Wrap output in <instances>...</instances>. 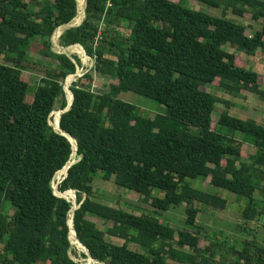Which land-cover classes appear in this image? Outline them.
I'll use <instances>...</instances> for the list:
<instances>
[{"label": "trees", "instance_id": "16d2710c", "mask_svg": "<svg viewBox=\"0 0 264 264\" xmlns=\"http://www.w3.org/2000/svg\"><path fill=\"white\" fill-rule=\"evenodd\" d=\"M186 1L87 0L84 22L55 33L77 16L78 0H0V264H86L71 255L69 218L77 203V237L100 263L225 264L217 261L222 244L203 232L198 217L200 204L225 209L228 200L193 186L196 178H210L214 187L243 200L246 221L264 217V123L231 114L232 101L205 89L216 85L235 97L247 91L264 98V75L238 53L264 55V0H196L218 14ZM81 4L85 12L86 0ZM248 12L247 24L242 18ZM115 25L128 26L130 34ZM59 32L62 46L86 51L96 61L94 72L111 78L109 90L100 93L91 88V72L82 76L88 83L82 77L73 82V104L55 121L75 137L81 156L59 186L71 201L56 195L52 182L66 170L73 147L79 159L76 141L72 147L50 119L67 107L63 83L82 62L52 49ZM35 40L54 64L30 55ZM23 71L40 74V83L31 87ZM128 91L155 100L166 112L146 113L120 97ZM219 104L225 109L214 120ZM99 174L140 194L152 213L96 198L93 180ZM183 203L188 228L177 237L154 214ZM236 244L230 246L234 264H264V239L254 235Z\"/></svg>", "mask_w": 264, "mask_h": 264}, {"label": "rangeland", "instance_id": "374dc122", "mask_svg": "<svg viewBox=\"0 0 264 264\" xmlns=\"http://www.w3.org/2000/svg\"><path fill=\"white\" fill-rule=\"evenodd\" d=\"M186 4L198 10H203L207 12H211L213 14H218L219 11L217 9L209 8L206 10V6L204 3H201L196 0H187ZM231 16L232 14L229 13ZM251 13H246L245 17L242 18L247 24L251 22ZM78 23V22H76ZM104 27V25H103ZM111 28L117 29L120 33L127 36L130 34V29L128 26H112ZM253 33V29H248L247 34L251 35ZM55 36L52 37V49L57 53H67L70 57L78 56L81 59L82 65L78 66V74H74V80L72 79L64 81V89L66 91L67 99L69 100V95L67 94V88L71 87L73 82L79 80L85 73L91 72L94 75V79L91 82V88L93 91L104 92L108 91L110 88L111 78L110 77H101L96 72H94L93 67L95 65V59L91 56H87V60H83V58L73 52L67 51V48L60 44V37L57 41H55ZM42 44L40 40H35L33 44L30 55L36 59H41L50 64H54L55 60L53 58L45 57L42 53ZM64 47V49H63ZM229 51H233L234 49L228 48ZM235 51V50H234ZM238 52V51H236ZM243 58H245L247 66L252 68L253 70H259L264 75V55L260 52L257 57L247 56L244 52H238ZM86 55V54H85ZM108 56L112 59H117L116 55L113 53H108ZM241 63H244L243 60ZM23 79L28 81L31 84V87H35L40 83L41 75L32 72V71H23L22 74ZM83 78V77H82ZM85 83H88L86 78H83ZM207 91H210L222 98L228 99L233 102V105L228 108L231 114H238L244 117H254L262 122H264V98L255 95L253 93L244 91L240 96L235 97L223 90H221L218 86L213 85L205 88ZM33 91L30 93L29 100ZM120 97L132 104H135L146 111V113H154V112H166V107L164 105L159 104L155 100L139 95L135 92L128 91L121 93ZM225 109L223 104H219L216 111L214 112V120H218L221 116L222 110ZM62 113V110L56 109L51 114L50 123L53 127H55V121ZM57 130V128L55 127ZM58 131V130H57ZM240 133L237 134V137L242 138ZM251 145V150H254V145ZM79 156V155H78ZM63 179L54 180L53 179V187L55 191L58 193L59 186ZM193 186L197 188L204 189L208 192H216L223 197H226L228 200L227 206L225 209H218L213 206H206L200 204L202 211L199 213V222L206 226V229L203 231L206 235L210 237V239L214 240V242H219L222 244L220 248L222 250V254L217 256V261H223L225 264H234L235 261V253L230 250V246H235L236 241L241 238L253 237L256 235L259 239H264V217L260 220H252L246 221L242 214V210L245 207V203L243 200L239 199L237 195L218 187H214L210 183V178L203 181L199 178L191 180ZM93 186L97 192L96 198L102 199L104 202H110L115 207H121L128 211L135 212L137 214H141L142 212L152 213V206L150 207L149 203H145L140 194L135 191H130L124 187L118 186L113 180H105L100 174L95 176L93 180ZM59 194V193H58ZM62 194V193H61ZM157 195L162 196L159 191H156ZM69 199V198H68ZM152 208V209H151ZM187 204L183 203L181 205L172 206L168 211H163L161 214H154L159 219L163 220L165 223L169 224L176 230V236L181 230H185L188 228L186 224L187 219ZM96 222L101 226V228L106 229L107 225L104 222L96 217H92ZM110 240L115 243L121 244L124 240L119 238H113L112 236H108ZM238 245V244H236ZM73 250L71 252L72 257L75 260L84 262L86 264H90L89 257L85 256L86 253L83 248L78 246V244H72ZM241 247V245H238ZM131 248L138 249V246L134 243L131 244ZM171 261V259H170ZM96 264H104V263H96Z\"/></svg>", "mask_w": 264, "mask_h": 264}, {"label": "water", "instance_id": "95a60500", "mask_svg": "<svg viewBox=\"0 0 264 264\" xmlns=\"http://www.w3.org/2000/svg\"><path fill=\"white\" fill-rule=\"evenodd\" d=\"M86 7H87V0H86V5H85V13H86V15H85V19H86V17H87ZM78 11H79V7H78ZM77 15H78V14H77ZM76 17H77V16H76ZM76 17H75V18H76ZM75 18H74L71 22H69V23H67V24H64V25H61L60 27H58V28L56 29L55 33H57V31H58L60 28H62V29H63V32H64L65 30H67V29H69V28L80 26V25L84 22V20H85V19H84L81 23L76 24L75 21H74ZM63 32H62V33H63ZM55 33H54L53 36H55ZM79 45H80V44H79ZM71 46H73V45H71ZM71 46H68V47H71ZM80 46L83 47L82 45H80ZM83 48H84V47H83ZM84 50H85V49H84ZM85 53H86V51H85ZM65 54H67V53H65ZM67 55H68V54H67ZM86 55L88 56L87 53H86ZM68 56H69V55H68ZM76 74H78V70H77V73H76ZM70 91H71V93H72V101H71V102H68L67 107L64 108V109H62V113L68 111V110L71 108L72 104H73L74 94H73V92H72L71 89H70ZM66 96H67V95H66ZM54 129H55V127H54ZM60 129L63 131V132H60V133L63 134V135H65L70 141H71L70 137H72L73 139H75V137H74L73 135H71L70 133L64 131V130L62 129L61 126H60ZM55 130H56V129H55ZM58 132H59V131H58ZM68 135H69V136H68ZM75 141H76V139H75ZM71 143H72V141H71ZM76 145H77V155H78V143H77V141H76ZM72 147H73V143H72ZM73 148H74V147H73ZM80 159H81V156H79V159H74V150H73L72 155H71V159L67 162V164H66L65 167H64V168H67V172H66V175L63 177V179H65V178L68 176L69 168H70L74 163L78 162ZM64 168H63V169H64ZM53 188H54V187H53ZM67 191H68V190H67ZM73 191H75V190H73ZM54 192H55L56 195L68 199L66 196H63L62 194H58V193L55 191V189H54ZM65 192H66V191H65ZM75 192H76V191H75ZM61 193H64V192H61ZM68 200L71 201L70 199H68ZM80 205H81V203H80V204L77 203V207H76L75 209H74V207L72 208V211H71L70 216L72 215L73 219H72V222H71V218H69V226H70V228H72V227L74 228V214H75V210H76L77 208H79ZM72 213H73V214H72ZM74 232H75V235H76V238H77L78 242L83 246V248H85L84 250H85L86 254L88 255V257H90L91 259H93V260H95L96 262L100 263L99 261H97L96 259H94V258L91 256V254H90L88 248H87L85 245H83L82 242L79 240V238L77 237V233H76V230H75V229H74ZM70 233H71V229H70ZM70 239H71V238H70ZM71 242H72V240H71ZM72 244H73V242H72Z\"/></svg>", "mask_w": 264, "mask_h": 264}, {"label": "bare ground", "instance_id": "6f19581e", "mask_svg": "<svg viewBox=\"0 0 264 264\" xmlns=\"http://www.w3.org/2000/svg\"><path fill=\"white\" fill-rule=\"evenodd\" d=\"M81 0H78V7H79V11H78V15H77V17L79 16V15H81L82 13L84 14V18H83V20L85 19V15H86V13L84 12V10L82 9V7H81ZM77 17L75 18V23L77 22ZM81 19H82V16H81ZM82 20V21H83ZM82 21H80L79 23H81ZM79 23H76V24H79ZM63 29H61V31H62ZM60 31V32H61ZM60 32L57 34V36H56V39H55V41H57L58 40V38H59V34H60ZM63 49H64V47H63ZM67 51H79V52H81L82 54H86V53H84V52H82L81 50H78V49H67ZM86 57H87V55H85ZM83 59H85V58H83ZM85 60H87V59H85ZM74 80V78L72 79V81ZM67 94L69 95V100H68V102H71L72 101V98H71V94H70V92H69V86H68V88H67ZM56 125V124H55ZM56 128H57V130L59 131V132H61V130H60V128H58V126L56 125L55 126ZM69 136V135H68ZM70 139H71V141H72V137H70ZM75 140V139H74ZM73 150H74V148H73ZM74 159H75V156H74ZM66 172H67V168H66V170L63 172V173H61V174H59L58 176H56L55 178H54V180H56V179H59V178H61V179H63V177L66 175ZM72 192H75V191H72ZM59 193V192H58ZM67 197V196H66ZM68 198V197H67ZM76 208V207H75ZM70 218H71V222H72V219H73V217H72V215L70 216ZM72 229V232H73V238H72V242H74L75 241V238H76V235H75V232H74V228L72 227L71 228ZM77 239V238H76ZM78 242V241H77ZM79 243V242H78ZM92 260V259H91ZM90 262H93V261H90Z\"/></svg>", "mask_w": 264, "mask_h": 264}, {"label": "crops", "instance_id": "0c3cea01", "mask_svg": "<svg viewBox=\"0 0 264 264\" xmlns=\"http://www.w3.org/2000/svg\"><path fill=\"white\" fill-rule=\"evenodd\" d=\"M206 6V5H205ZM208 9V7L206 6V10ZM251 29V28H250ZM253 32H254V30H253ZM253 34V33H252ZM249 67V66H248ZM256 71H259V70H256ZM260 73H262L261 71H259ZM263 74V73H262ZM252 118H254V117H252ZM256 120H259V119H257V118H255ZM259 121H261V120H259ZM262 122V121H261ZM264 123V122H263ZM251 145L249 144L248 145V150H249V152L250 153H255V151H256V148L255 147H253L254 148V150L252 151L251 150ZM106 204H108V205H110V206H112L113 204L112 203H110V202H105ZM113 238H119V237H113ZM119 239H122V238H119ZM122 240H124V239H122ZM124 243V242H123ZM122 244V243H121Z\"/></svg>", "mask_w": 264, "mask_h": 264}, {"label": "built area", "instance_id": "2783aa9c", "mask_svg": "<svg viewBox=\"0 0 264 264\" xmlns=\"http://www.w3.org/2000/svg\"><path fill=\"white\" fill-rule=\"evenodd\" d=\"M110 4V3H109Z\"/></svg>", "mask_w": 264, "mask_h": 264}]
</instances>
